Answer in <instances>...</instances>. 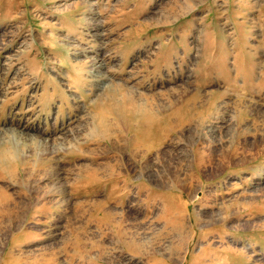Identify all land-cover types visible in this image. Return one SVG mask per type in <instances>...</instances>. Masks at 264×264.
Segmentation results:
<instances>
[{"label": "rangeland", "instance_id": "rangeland-1", "mask_svg": "<svg viewBox=\"0 0 264 264\" xmlns=\"http://www.w3.org/2000/svg\"><path fill=\"white\" fill-rule=\"evenodd\" d=\"M12 142L0 264H264V0H0Z\"/></svg>", "mask_w": 264, "mask_h": 264}, {"label": "bare ground", "instance_id": "bare-ground-1", "mask_svg": "<svg viewBox=\"0 0 264 264\" xmlns=\"http://www.w3.org/2000/svg\"><path fill=\"white\" fill-rule=\"evenodd\" d=\"M92 61H93V63L91 64L92 65V69H91V73L92 72H95L96 74L97 73H99V71H100V68H101V65H100V59H97V58H93L92 59ZM101 73V72H100ZM99 73V74H100ZM98 74V75H99ZM92 76H94L95 77V75H93L92 74ZM98 77V76H97ZM120 89V88H119ZM122 89V88H121ZM115 90V89H114ZM111 91V90H110ZM113 91V90H112ZM111 91V92H112ZM115 92V91H114ZM117 92V91H116ZM106 93H107V91H106ZM109 93H107V95H108ZM116 94V93H115ZM104 96H105V94H104ZM116 96V95H115ZM117 96L121 99V101H123V100H125L127 103H129L130 104V107L131 108H128V110L129 109H131V111L132 112H134V111H137V112H147L148 111V108L147 107H145L144 105L146 104V103H136L134 100V96H132L131 94H129V93H127V91H125V92H121V93H119V94H117ZM46 99V98H45ZM48 99V98H47ZM49 99H50V96H49ZM48 99V100H49ZM95 100H96V98H95ZM116 100H118V98L116 99L115 97H113V95L112 94H110V95H108V97L107 96H105V97H103V96H99L98 98H97V101H96V103L94 104V105H96L95 106V108L97 107V115H96V117H97V128H98V133L100 134V135H102V139H103V137H104V139H109V135L111 134V131H112V127L114 128V127H116V128H114V129H120V127H121V123H120V119H119V116H118V114H115V107H114V102L116 101ZM137 100V99H136ZM120 101V100H119ZM124 102V101H123ZM114 103V104H113ZM119 103V102H118ZM122 104V103H121ZM142 104V105H141ZM116 105V104H115ZM128 105V104H127ZM147 105V104H146ZM118 106H119V104H118ZM120 107V106H119ZM118 110H120L119 108H117ZM121 109H123V106H122V108ZM151 109V108H150ZM131 112V113H132ZM137 112H136V114H137ZM149 112H151L150 110H149ZM121 113H122V110H121ZM127 113V112H126ZM148 113V112H147ZM154 113V112H153ZM109 114L111 115V117H114L115 119H116V121H114L115 119H113V122L115 123V124H113V122L111 121L112 119H109L107 116H109ZM128 114V113H127ZM127 114H125V116L127 115ZM135 114V113H134ZM135 114V115H136ZM145 114V113H144ZM150 114V113H149ZM148 114V115H149ZM135 115H133V116H135ZM141 115V114H140ZM153 115V114H152ZM122 116V115H121ZM120 116V117H121ZM133 116L131 117L132 119L131 120H133L134 118H133ZM147 116V115H146ZM154 116V115H153ZM129 117V116H128ZM141 117V116H140ZM145 117V116H144ZM148 117V116H147ZM146 117V118H147ZM155 117V116H154ZM142 118V117H141ZM146 118H144V119H146ZM123 119H125V118H123ZM136 119V118H135ZM143 118L142 119H139V120H136L137 121V123H138V121H139V125L140 126H143V127H148L149 129L151 128V126H152V120H149L148 118L146 119V120H144ZM155 119V118H154ZM94 120H96V119H94ZM126 120V119H125ZM130 120V121H131ZM157 121V120H156ZM131 122H133V121H131ZM135 122V121H134ZM136 123V122H135ZM156 123V122H155ZM94 126V125H93ZM138 126V125H137ZM96 127H94V128H96ZM153 127V126H152ZM123 128H124V126H123ZM134 128H136L135 127V125H134ZM140 128V127H139ZM141 129V128H140ZM144 129V128H143ZM149 129H147V130H149ZM14 130V129H13ZM12 130V131H13ZM68 130V129H67ZM139 130V129H138ZM151 130V129H150ZM69 131V130H68ZM144 131V130H143ZM123 132V131H122ZM53 133H54V131H53ZM16 134V133H15ZM49 137V136H48ZM15 138V137H14ZM29 139V141L30 142H32L33 140H34V138H35V136H31V135H29V137H28ZM50 139V138H49ZM10 142H11V140H10ZM148 142H149V140H148ZM19 143V142H18ZM20 144V143H19ZM34 144V143H33ZM62 145V143H60V146ZM34 146H35V148L36 149H41L42 148V151L43 150H45L46 148L48 149L49 147H51V146H49L48 145V143H47V140L44 138V140H39L38 142H36V145L34 144ZM6 148V147H5ZM4 148V149H5ZM53 148V147H52ZM4 149H2V154L0 155V163L3 165V170H4V172H5V174H7V175H10V176H12V177H14L15 176V173L13 172V171H11L10 170V168H11V164L12 163H19L20 161H22V159L20 158V154H19V152H18V149H17V142H12V146L10 147V148H8V150H4ZM38 151V150H37ZM30 152V151H29ZM248 169V168H247ZM91 186V185H90ZM143 186H145V185H143ZM87 187V186H86ZM94 187V186H93ZM91 188V187H90ZM142 191V189L139 187V188H137L136 189V192H135V194H137V195H139L140 194V192ZM126 192V191H125ZM111 193H113V192H111ZM126 194H128V193H126ZM125 195V194H124ZM173 201H175L174 200V197H171V198H168L167 200H166V207L168 208V209H173L174 208V204H173ZM175 203V202H174ZM95 206L96 207H99L100 205L99 204H96L95 203ZM104 211V210H103ZM106 212H109V211H107V210H105ZM110 213V212H109ZM144 234V233H143ZM140 237V236H139ZM135 243H137L138 244V242L137 241H134Z\"/></svg>", "mask_w": 264, "mask_h": 264}]
</instances>
